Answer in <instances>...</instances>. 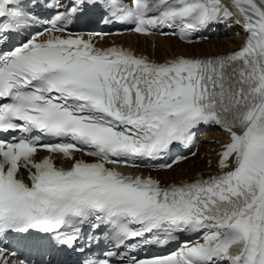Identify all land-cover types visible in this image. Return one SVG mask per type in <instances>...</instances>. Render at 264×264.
I'll use <instances>...</instances> for the list:
<instances>
[{
	"label": "snow or ice",
	"instance_id": "obj_1",
	"mask_svg": "<svg viewBox=\"0 0 264 264\" xmlns=\"http://www.w3.org/2000/svg\"><path fill=\"white\" fill-rule=\"evenodd\" d=\"M213 128L214 171L162 181ZM0 264H264V0H0Z\"/></svg>",
	"mask_w": 264,
	"mask_h": 264
},
{
	"label": "bare ground",
	"instance_id": "obj_2",
	"mask_svg": "<svg viewBox=\"0 0 264 264\" xmlns=\"http://www.w3.org/2000/svg\"><path fill=\"white\" fill-rule=\"evenodd\" d=\"M162 43L166 44L169 48L171 49H176V48H179V51H182L186 54H190L191 52H195V51H198V50H208L209 48L211 47H217V46H222L224 47L223 44H220L219 45L215 42H202L200 44H191V45H185V44H180L179 42H176L175 40L171 39V38H160L159 39ZM237 43V40H233V41H228V45L231 46V47H235ZM227 44L225 46H227ZM195 161L196 163H199V159L198 157L195 158ZM186 170H188L190 168V164L189 163H185L184 166L182 167ZM181 168H178V169H175V171H169L167 172V175L169 176H178L179 175V172Z\"/></svg>",
	"mask_w": 264,
	"mask_h": 264
}]
</instances>
